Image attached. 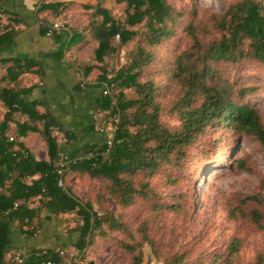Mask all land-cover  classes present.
I'll list each match as a JSON object with an SVG mask.
<instances>
[{
    "label": "trees",
    "instance_id": "trees-1",
    "mask_svg": "<svg viewBox=\"0 0 264 264\" xmlns=\"http://www.w3.org/2000/svg\"><path fill=\"white\" fill-rule=\"evenodd\" d=\"M115 1L125 4L126 26L115 19L107 8L97 5L92 14L93 19L87 24L69 26L61 33L49 37L56 45L53 57L57 61H64L79 74V80L75 84L76 90L98 89L96 104L99 114L111 119L108 123L114 126L110 145L107 134L101 130L105 126L99 124L96 129L95 123L90 126L89 131L100 133L101 138L88 147L68 154L62 145L57 143V137L52 135L53 131L63 132L64 142L69 145L77 141L78 136L64 132L61 123L51 115L43 102L29 100L28 95L34 85L23 86L21 75L36 73L41 79L43 66L39 61L11 59L5 76L1 78L0 101L6 111L0 122V167H6L3 171L0 169V181L11 178L10 173L14 171L17 174L12 179L14 189L10 191L11 197L0 193V264L3 263L6 247L11 243V224L17 218L23 221L24 225H28L26 229L21 228L24 237H31L40 227L39 218L36 224L33 220L39 217L41 211L50 215L77 211L83 217L82 224L67 229V240L58 248L74 245L78 250L85 248L93 228L102 223L103 218L91 212L90 204H81L66 187L64 189L57 185L58 175L54 171V163L60 152L69 160L64 181L67 173L75 171L108 180L110 193L119 204L127 206L133 202L135 194L141 197L149 195V191L144 190L147 184L142 183L139 189L134 187L133 179L137 174L149 177L163 164L189 158V147L205 134L206 126L211 123L217 128H228L234 135H253L264 150V123L258 111L249 104L221 103L222 93L207 83L206 64L201 67L198 64L203 59L195 54L192 56L187 49L174 56L171 72L172 82L179 92L172 109L177 114L179 127L171 128L163 123L159 116L160 106L154 100L152 83H142L138 77L153 59L145 46L157 45L171 34L167 22L173 20V8L167 0ZM71 3L73 2L46 3L45 0H39L41 7L37 12L50 11L59 17ZM98 16L100 18H97ZM47 20L42 18L41 22ZM143 21L147 25V31L142 34V46H137L130 62L116 71L105 70L106 58L116 53L120 46L126 45L137 34L135 30L127 27H133ZM221 25V39L212 42L205 49L210 59L237 62L249 56L264 64L262 0H241L232 4L222 16ZM41 34L47 37L42 27ZM15 35L14 30L0 33V46L13 43ZM191 35L197 45L199 42L194 34ZM115 36H118V45L113 42ZM88 41L95 45L91 50L93 56L80 61L79 53ZM66 53H69V59L65 58ZM4 62L0 60V63ZM106 82L115 85L111 96L102 94L103 84ZM129 92L131 96L127 95ZM38 107L43 110L39 111ZM15 121L19 123V136L29 131L42 137L49 157L48 162L36 160L22 143H17L19 149L13 150L16 136L6 137L5 132L8 124ZM221 121L225 124H220ZM104 122L107 120L104 119ZM236 162L239 168L246 169L239 159ZM33 174H39V178L26 184L25 181ZM37 196H40L37 199L38 208L29 209L25 202H30ZM19 200L22 202L14 204V201ZM248 201L258 202L256 196H248L241 203L245 205ZM228 214L231 219L247 220L254 225L259 221L256 210L243 211L241 206L229 208ZM107 222L110 226L117 224L111 216ZM56 249L37 248L26 256L28 261L32 262L35 252L44 251L41 258L56 260ZM125 249L131 254L132 264L141 263L142 254L139 248L136 252L135 244L127 243ZM163 262L174 264L172 259H164ZM253 264H264V253H259Z\"/></svg>",
    "mask_w": 264,
    "mask_h": 264
},
{
    "label": "rangeland",
    "instance_id": "rangeland-1",
    "mask_svg": "<svg viewBox=\"0 0 264 264\" xmlns=\"http://www.w3.org/2000/svg\"><path fill=\"white\" fill-rule=\"evenodd\" d=\"M69 1L73 3L59 16L69 26L87 24L97 5L107 8L125 25L124 3ZM240 1L167 0L174 15L167 22L171 34L157 45L145 46L153 59L138 77L142 83H152L160 120L167 126L179 127L177 114L172 110L179 92L171 72L174 56L186 49L203 59L198 64H206L207 83L222 93L221 103L249 104L264 123V64L249 56L237 62L212 60L205 53L209 44L221 39V19L228 7ZM127 28L137 34L106 58L107 71H116L130 62L134 50L142 46V34L147 31L144 21ZM191 34L199 42L197 45ZM91 42L83 46L80 61L92 58L95 45ZM113 42L118 45V36ZM109 120L102 116L99 124L106 127ZM214 125H207L205 134L189 147V158L163 164L149 177L137 174L134 187L139 189L142 183L147 184L144 190L149 195L135 194L127 206L119 204L110 193L108 180L90 177L85 172L67 173L65 187L81 204H90L91 212L103 218L88 236L81 264H132L131 254L125 249L127 243L135 244L136 252L139 248L140 264L147 260L165 264L164 259H172L174 264H253L257 255L264 253V150L253 135H234L228 128ZM106 132L110 134L107 129ZM52 135L61 137L56 131ZM38 137L43 140L39 134ZM36 153L46 158V146L40 144ZM237 159L246 169L236 165ZM248 196H256L258 202L243 205L241 201ZM233 206H241L243 211L256 210L257 225L231 219L228 209ZM109 216L117 221L115 226L107 222ZM82 218L77 211L62 214L60 231L82 224Z\"/></svg>",
    "mask_w": 264,
    "mask_h": 264
},
{
    "label": "crops",
    "instance_id": "crops-1",
    "mask_svg": "<svg viewBox=\"0 0 264 264\" xmlns=\"http://www.w3.org/2000/svg\"><path fill=\"white\" fill-rule=\"evenodd\" d=\"M56 1L69 0H45L46 3ZM262 1L264 4V0ZM40 7L39 0H0V33H6L10 30L16 32L13 43L0 46V60L5 61L0 63V81L5 76L6 67L11 63V59L39 61L43 66L42 78L40 79L36 73H25L21 75L23 86L29 87L33 84L34 87L28 95L29 100L43 102L51 115L61 123L64 132L78 136L77 141L69 145L64 142L63 132H58L61 137L57 138V143L61 144L68 154L74 153L101 138L100 133L89 131L90 126L95 123L96 128L101 119L99 107L96 104L99 91L97 88L76 90L75 84L79 80V74L64 61H57L53 57L52 53L56 49L53 39L41 34V19H51L56 16L50 11L38 13L37 10ZM65 58L69 59V53L65 54ZM38 110L42 111L43 109L38 107ZM5 111V107L0 101V122ZM20 122L22 123V121ZM18 129V122H10L5 132L6 137L16 136L13 150L19 149L17 143H22L36 160L48 162V155L43 158L36 153V148L40 144L45 146L38 134L26 131L22 134L23 136H19ZM105 134L108 136L106 131ZM5 167V165H1L0 169L3 171ZM16 174L17 172L14 171L10 173L11 178L0 181V193L6 197H11L10 191L14 189L12 179ZM38 178L39 174L32 175V180ZM29 182L28 179L25 181L26 184L31 183ZM17 202L21 203L22 200L14 201V204ZM25 205L29 209L36 210L38 201L34 199L25 202ZM39 214V217L34 218L33 223L36 224L39 218L40 227L38 232L31 237H24L21 232V228L26 229L28 225H24L23 221L18 218L13 221L10 227V247L4 254L2 264H11L10 257L13 252L29 255L31 251L37 248L58 249L60 244L67 240L66 231H60L62 214L50 215L46 211H41Z\"/></svg>",
    "mask_w": 264,
    "mask_h": 264
},
{
    "label": "built area",
    "instance_id": "built-area-1",
    "mask_svg": "<svg viewBox=\"0 0 264 264\" xmlns=\"http://www.w3.org/2000/svg\"><path fill=\"white\" fill-rule=\"evenodd\" d=\"M40 27L44 29L45 35L47 37H52L53 35L59 34L63 30L67 29L69 25H67L62 18L55 17L48 19L47 21L40 22ZM114 86V83H104L102 88V94L106 96H111V93L114 90ZM106 129L110 131V134H108V145H110L114 126L109 124L101 130L106 131ZM10 140H12V138H10ZM56 159L57 160L54 163V171L58 175L57 185L65 189L64 175L69 165V160L62 152L58 153ZM28 181H32V176L28 177ZM39 198L40 196H37L36 199ZM44 253V251L35 252L33 255L34 260L30 262L28 261V257L26 255H23L19 252H13L10 257V261L11 264H81L84 260V251L78 250V248H76L74 245H69L64 248L56 249V260L51 258H41L42 254Z\"/></svg>",
    "mask_w": 264,
    "mask_h": 264
},
{
    "label": "water",
    "instance_id": "water-1",
    "mask_svg": "<svg viewBox=\"0 0 264 264\" xmlns=\"http://www.w3.org/2000/svg\"><path fill=\"white\" fill-rule=\"evenodd\" d=\"M9 247H10V245H8V246L6 247V251H8ZM89 264H93V263H92V262H89ZM144 264H153V263H152L151 260H147V261L144 262Z\"/></svg>",
    "mask_w": 264,
    "mask_h": 264
}]
</instances>
